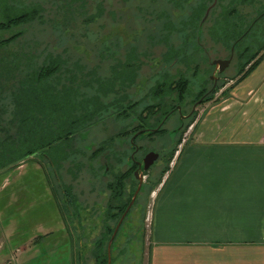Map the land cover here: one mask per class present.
<instances>
[{"label":"trees","instance_id":"1","mask_svg":"<svg viewBox=\"0 0 264 264\" xmlns=\"http://www.w3.org/2000/svg\"><path fill=\"white\" fill-rule=\"evenodd\" d=\"M214 3L201 28L207 10ZM0 4L3 5L0 14L5 16L0 21V33L19 28L9 36L0 37V172L21 165L37 151L45 152L51 147L55 149L53 160L43 154L44 159L63 169L64 162L74 153L72 145L77 133L105 123L110 112L115 121L122 123L120 129H124L138 119L148 124L158 122L176 105L199 98L210 88V44L215 48L222 46L228 54L234 48L240 82L264 61V0H166L160 22L146 29L150 32L143 38L145 47L138 46L133 39L134 45L124 48L120 56L109 58L111 75L102 79L97 74L99 66L86 68L84 61L76 57L77 51L76 55L66 54L70 47L77 50L81 46L80 33L105 12L101 0H0ZM13 9L20 13L10 16ZM156 13L148 12L147 16L155 20ZM33 21L34 27L28 29L26 25H33L30 24ZM42 25L57 34V41L47 43L40 52L43 43L38 41L36 30ZM51 49L63 53L55 56ZM142 70H146V85L133 95L131 88ZM223 85L208 93L203 103L212 100ZM87 86L95 91L88 99L81 90ZM79 98L89 103L85 105ZM145 113L149 114L147 121ZM195 116L196 113L191 122ZM114 145L115 136H112L93 151L90 160L97 163L91 168L96 174L104 155L111 173ZM79 167L80 163L76 168ZM111 179L105 185L108 194L121 196L123 183ZM66 198L71 205L74 199L67 187ZM119 217L105 216L101 239L96 242L99 257L95 255V258L105 255L104 264H108L104 245L113 233L112 220Z\"/></svg>","mask_w":264,"mask_h":264},{"label":"rangeland","instance_id":"2","mask_svg":"<svg viewBox=\"0 0 264 264\" xmlns=\"http://www.w3.org/2000/svg\"><path fill=\"white\" fill-rule=\"evenodd\" d=\"M101 1L106 9L103 15L96 23L85 28V32L80 33L78 39L81 41V46L77 50L70 47V51L66 53L71 55L77 51L76 57L84 61L83 65L86 68L99 66L100 70L97 74L100 79L111 75L109 70L111 56L115 54L120 56L119 53H122L124 48H130L135 43L145 47L143 38H146V32H150V30L147 31L148 29L156 27L160 22V12L166 3V0ZM21 3L29 5L25 2ZM0 6L3 7L2 4ZM153 11H157L155 20H151L152 16H147L148 12ZM19 13L20 10L13 9L9 15L16 16ZM4 18V13L0 14V21ZM34 23L35 21L30 22L33 25L27 24L26 27L33 28ZM46 26L42 25L36 30L38 41L43 43L40 52L47 43L55 44L57 41V34L51 33L49 26H47L48 29ZM18 29L1 32L0 37L9 36ZM87 30H90L88 34ZM205 35L203 41L207 40ZM208 47L212 49L210 60L230 56L222 46L218 45L215 48V45L210 44ZM50 51L55 56L63 53V50L55 52L51 49ZM232 65L220 83L224 84L223 87L212 100L204 102L197 108L195 118L189 122L173 145L169 136L165 139L150 138L149 140L152 141L146 142V146H154L166 156L163 157V161H160L161 158L160 162H157L146 177L148 184L143 209H135L130 213L122 233L111 242V245L113 233L106 240L104 254L106 253L109 258L110 251L112 264H149L148 247H146L144 258L143 243L146 241V246H149L154 240L155 230L161 224L163 229L168 226L175 227L174 215L177 213L174 206L175 200L168 195L175 190V177L181 171V161L195 153L197 146L220 143L226 137L224 135L228 132L226 128L237 122L245 107L240 104L242 99L238 92L243 81L256 85L247 94L251 101L249 105L264 109V61L241 82L239 81L241 76L237 75L236 62ZM85 73L89 72L85 71ZM211 74L212 71H210ZM146 82V70L144 72L142 70L137 83L131 88V94L140 93L138 90H142ZM211 85L210 82V87ZM81 90L87 94V99L95 94L90 86L82 87ZM79 101H81L80 98ZM107 101L109 100H105ZM81 103L86 105L89 101L83 100ZM107 115L105 123L93 126V130L91 127L77 133L72 145L74 153L69 161L64 162L63 169L52 165L55 149L51 147L45 152L37 151L27 161L21 162V165L0 172V264L107 263L105 255L100 257L101 259H96L95 255L99 257L96 242L101 239V233L104 230V212L109 191L105 187L107 181L102 174L100 173V176L92 169L97 161L90 160L98 144L115 136L117 129L122 127L121 122L115 121L112 112ZM248 124L264 127V119L251 117L248 119ZM118 144L117 141L116 145ZM172 153L173 158L169 161ZM43 154L52 160H45ZM102 159L104 160L100 158L99 163L103 161ZM79 163L80 167L77 169L76 166ZM53 186L55 193L52 191ZM199 186L197 184V187ZM66 187L69 188L74 199L71 205H68L66 198ZM194 189L197 192L196 186ZM112 224L114 232L115 224ZM182 234L186 235V233Z\"/></svg>","mask_w":264,"mask_h":264},{"label":"crops","instance_id":"3","mask_svg":"<svg viewBox=\"0 0 264 264\" xmlns=\"http://www.w3.org/2000/svg\"><path fill=\"white\" fill-rule=\"evenodd\" d=\"M240 86L245 107L226 137L181 161L176 191L168 195L175 227L161 224L149 246L143 243L149 264H264V127L248 124L264 119V109L249 105L255 84Z\"/></svg>","mask_w":264,"mask_h":264},{"label":"flooded vegetation","instance_id":"4","mask_svg":"<svg viewBox=\"0 0 264 264\" xmlns=\"http://www.w3.org/2000/svg\"><path fill=\"white\" fill-rule=\"evenodd\" d=\"M229 59H231L229 68H227L223 73L218 74L217 67L212 63L216 60ZM234 59L233 48L228 58L223 59L220 57L216 60H210L212 71V74L210 75V82L212 85L199 98H194L185 105H176L158 122L152 121L148 124L144 120L138 119L134 121V125L131 127L117 129V132L115 133V145L113 152L111 153L113 161L112 171L110 173L107 155L102 157L104 158V160L102 159L104 164L100 162V172L98 171V174L100 175L101 173L107 183L112 180L110 179L111 177H113V181L117 184L119 182L123 183V194L121 196H111L108 194V202L106 203L107 205H105V216H113L114 214L120 215L118 219L116 218L112 220L115 224V230L119 226L114 240L118 238L117 235L122 233L123 226L127 223L130 213H132L135 209H143V201L148 184L146 177L149 176L157 162L163 161V157L165 158L166 156L163 155L164 153L159 152L161 151L160 149H155L154 146L150 145L146 146V142H151L152 140H149L150 138L165 139L166 136H169L171 144L173 145L178 136L185 131L187 125L195 115L197 108L203 104L205 96L222 82L226 72L232 68ZM145 114L143 116L147 121L149 114ZM117 141L119 142L118 145H116ZM152 152L157 153L159 158L148 171H145L144 167L146 157ZM114 167L115 169H113ZM54 190L55 188L53 186V193H55Z\"/></svg>","mask_w":264,"mask_h":264},{"label":"water","instance_id":"5","mask_svg":"<svg viewBox=\"0 0 264 264\" xmlns=\"http://www.w3.org/2000/svg\"><path fill=\"white\" fill-rule=\"evenodd\" d=\"M216 3V2H215ZM215 4H213L206 12V15L201 23V28L204 26L208 16H209V13L211 11V8L214 6ZM214 66L217 67V72L218 74H221L223 73L227 68H229L230 64H231V59L229 60H216L212 63ZM159 158V155L157 153H150L147 155L146 157V162H145V167H144V170L145 171H148L154 164L155 162L158 160ZM118 228L119 226L116 228V230L114 231L113 233V236H112V240L110 241V245L112 244L111 242H113L114 238L116 237V234L118 232ZM110 247V246H109ZM108 264H112V260H111V255H110V251H109V258H108Z\"/></svg>","mask_w":264,"mask_h":264}]
</instances>
